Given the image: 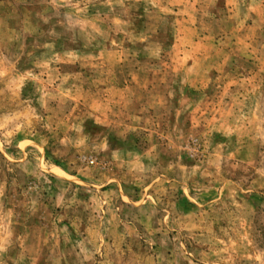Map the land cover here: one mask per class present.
Masks as SVG:
<instances>
[{
    "label": "rangeland",
    "instance_id": "374dc122",
    "mask_svg": "<svg viewBox=\"0 0 264 264\" xmlns=\"http://www.w3.org/2000/svg\"><path fill=\"white\" fill-rule=\"evenodd\" d=\"M0 264H264V0H0Z\"/></svg>",
    "mask_w": 264,
    "mask_h": 264
}]
</instances>
